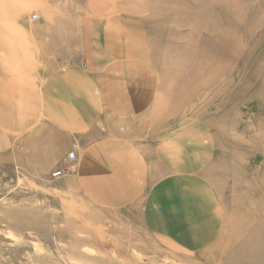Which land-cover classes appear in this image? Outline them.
I'll use <instances>...</instances> for the list:
<instances>
[{
  "label": "rangeland",
  "instance_id": "obj_1",
  "mask_svg": "<svg viewBox=\"0 0 264 264\" xmlns=\"http://www.w3.org/2000/svg\"><path fill=\"white\" fill-rule=\"evenodd\" d=\"M144 1L135 3L139 14L147 12ZM149 2L159 23L152 47L158 106L127 134L146 135L136 144L154 179L156 126L190 117L208 129L226 251L217 260L184 255L148 233L140 202L105 210L72 192L53 173L67 165L78 136L44 126L25 136L24 167L0 160V264H264V0ZM117 122L102 135L120 129Z\"/></svg>",
  "mask_w": 264,
  "mask_h": 264
},
{
  "label": "crops",
  "instance_id": "obj_2",
  "mask_svg": "<svg viewBox=\"0 0 264 264\" xmlns=\"http://www.w3.org/2000/svg\"><path fill=\"white\" fill-rule=\"evenodd\" d=\"M136 1L0 0V160L24 167L25 136L44 126L77 135V170L63 177L72 192L105 210L140 202L143 225L158 242L217 260L226 245L208 173L213 135L199 119L164 120L154 129L160 174L153 179L136 144L146 135L127 134L158 106L156 8L145 0L139 14ZM116 121L123 131L102 135Z\"/></svg>",
  "mask_w": 264,
  "mask_h": 264
},
{
  "label": "built area",
  "instance_id": "obj_3",
  "mask_svg": "<svg viewBox=\"0 0 264 264\" xmlns=\"http://www.w3.org/2000/svg\"><path fill=\"white\" fill-rule=\"evenodd\" d=\"M32 18L35 20V19H37V16L33 15ZM75 158H76L75 155L73 153H70L69 159H70L71 163L69 165L65 166L63 169L55 171L53 173V175L55 177H61V176L68 175V174L72 173L75 169V163H74Z\"/></svg>",
  "mask_w": 264,
  "mask_h": 264
},
{
  "label": "bare ground",
  "instance_id": "obj_4",
  "mask_svg": "<svg viewBox=\"0 0 264 264\" xmlns=\"http://www.w3.org/2000/svg\"><path fill=\"white\" fill-rule=\"evenodd\" d=\"M33 15H36V14H32V16H33ZM32 16H31V19L34 20V19L32 18ZM36 16H37V15H36ZM35 20H36V19H35ZM77 149H78V147H77V145H76V150L71 151V152L68 153V155H67V162H66L67 165H69V164L71 163V161H70V159H69V154H70V153H73V154L75 155V157H76V158H75V161H74V163H75V169H74V171H73L72 173L68 174V175H64V176H61V177H58V178H63V177H66V176L72 175V174H74L75 171L77 170V165H78V164H77V154H76ZM67 165H66V166H67ZM58 170H61V169H58ZM56 171H57V170H56Z\"/></svg>",
  "mask_w": 264,
  "mask_h": 264
}]
</instances>
